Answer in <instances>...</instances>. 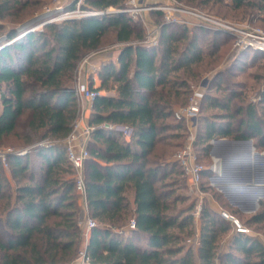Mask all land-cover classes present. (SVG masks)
<instances>
[{"label":"trees","instance_id":"trees-1","mask_svg":"<svg viewBox=\"0 0 264 264\" xmlns=\"http://www.w3.org/2000/svg\"><path fill=\"white\" fill-rule=\"evenodd\" d=\"M127 1L83 0L81 7L95 13L47 22L40 32H20L25 20L21 13L43 1L0 0V21H11L8 26L0 23V35L7 38L0 46V85L4 87L0 146L15 133L26 111L25 143L51 140L34 147L40 160L37 167L29 163L32 150L7 155L11 174L28 181L19 183L14 192L6 186L10 181L0 160V264H72L81 251L89 258L87 264H264L260 239L251 232H237L209 203L201 207L196 236V203L181 206L186 198L176 193V180L171 178L187 177L171 150L164 148L181 143L167 139L184 137L171 132L185 127L183 122L166 121H176L177 102H188L190 80L198 76L196 68L206 56L209 63L216 62L220 44L227 38L234 41V36L199 23L190 36L186 23L166 21L158 30L157 42L148 43L142 21L123 11ZM178 1L206 5L223 0ZM232 6L260 13L264 0H232ZM153 14L163 16L160 10ZM109 33L122 46L118 65L105 63L97 72L99 84L92 76L88 84L99 95L88 119L93 130L84 162L87 209L102 225L92 227L85 239L66 140L79 117L78 63L98 50ZM207 39L212 43L208 50L202 43ZM234 53L231 62L214 72L204 86L195 139L201 160L209 157L212 140L222 137L252 140L256 150L264 149V88L258 92L257 103L243 101L233 109L237 98L244 99V92L227 84L230 76L264 57V52ZM113 89L115 95L101 92ZM107 123L128 125L132 133L124 136ZM211 164L210 155L200 186L204 192L214 188L209 181ZM132 218L134 229L127 228ZM249 222H264V199ZM229 232V250L219 254V240Z\"/></svg>","mask_w":264,"mask_h":264},{"label":"rangeland","instance_id":"rangeland-1","mask_svg":"<svg viewBox=\"0 0 264 264\" xmlns=\"http://www.w3.org/2000/svg\"><path fill=\"white\" fill-rule=\"evenodd\" d=\"M42 1L43 3H40L38 6L36 7L30 6L21 13L20 17L23 16L25 20L23 19L24 23L19 26L20 32H24L27 29H30L31 31L36 30V32H40L41 30L46 29L43 22L48 20L49 18H56L57 20L55 22H60L61 20L58 19L57 17L60 15V12L62 10L61 11L56 10V7L59 6L60 4L64 5L65 9L67 8L68 10H70L72 8H69V6H72L73 3L76 2V5L74 7L76 9L79 7V3L80 5L83 3V0H42ZM130 1L131 0L127 1L125 9L131 8L133 6ZM134 3L140 6V8L135 12H128V13L131 14L134 18L140 19L142 21L145 30L147 32V40L150 39L156 42L158 38V30L162 25V23L166 22V15L168 14V10L170 9L169 8L170 6L172 7L179 6L185 9V11H181V12L174 10H169V11H171L173 17L180 18L179 19L181 20L180 22L186 23L189 26L190 36L192 34L191 28L194 27L196 24H198L197 21L200 18H197L189 11H196L198 13L216 17L232 24H249L251 26L260 27L264 29V11H261L260 13H256V12H252V10H249L247 12L244 9H236L232 6V0H223L220 3L211 2L206 5L185 3L184 1L181 2L178 0H134ZM154 6L155 7L165 6V8L149 9L150 7H154ZM33 9L35 10L34 11L35 13L32 12ZM155 10L162 11L163 16L159 18L156 15H154L153 11ZM3 22L6 26H8L11 21L10 19H6L5 21H0V23ZM6 40H7L6 36L2 35L1 33L0 46L2 43L7 42ZM234 41H231L230 39L227 38V40L224 41L225 43L223 42L222 44H220L216 55V59H217L216 62L212 61L211 63H209L208 61L209 58L207 56L205 57V61L196 68V71L198 72V76L195 79L190 80V89L192 88V86L194 87L199 86L201 82H203L204 84L207 83L214 72H216L220 68L224 69L231 62V60L235 55ZM202 43L206 50H208L212 46V43H210L209 39L205 40ZM121 46L122 45L120 43L116 42L113 33L107 34L104 38L103 45L98 50L91 51L85 54L79 61L77 67V78H78L77 83H79L80 81H84L89 84L91 76L98 81L99 79L97 75L90 72L89 70H92L93 66L97 65L96 63L99 64V62H101L103 58H107L111 56L116 50L117 51L120 50ZM85 69H87L89 73L88 72L86 73ZM131 73H133L132 66H131ZM258 74L264 76V57H258L253 63L246 65V67L242 69L239 72V74L230 76V78L228 77L229 78L227 83L229 84L228 88L235 87L238 90L241 91L243 90L244 92V99H241L242 101H240V99L237 98L235 100L236 103L233 109L236 107L237 104L243 101H245L244 103L258 102V92H260V90L264 88V77L258 78L257 77ZM180 75L181 76L183 75L181 71H179V76ZM113 90H109V91L101 90V92L110 94V93H114ZM2 92H4V87L0 85V110L2 107V99H1ZM216 94H221V93L216 92ZM183 105L184 104H182V100H180L174 106V110L180 108ZM77 107L79 109V117H78L79 119L77 118L78 121L76 120L77 123L76 125L74 124L73 127L74 129L73 134L76 135V139L75 141H73V145L78 147L85 146L88 149V138L90 134H86L84 128H86L87 126L90 127L92 126L90 125V123H88V119L93 110V100H88L86 98H83L82 96H79L77 97ZM211 112H212L211 110H205L203 113L211 114ZM28 116H29L28 111H26V113L22 115V117L19 119L15 133L5 138L4 143L0 146V153L7 151L9 149L15 152L24 149H28L29 151L32 150V152L30 153L31 156L29 163L31 166L37 167L40 163V160L39 158L36 157V152L34 151V147L38 146L39 144H50L51 140H49L48 138H44V139H37L31 144L25 143L26 134L29 133ZM166 122L174 123L177 122V120L175 121L172 118H168ZM171 132H173V134H178V133L184 134V137L167 139V142L169 141L181 142L178 147H172V146L170 147L164 145L165 149L171 150L170 152L175 154L180 148H182V146L187 141V138L190 136L191 133L189 129L186 127V125L185 127L182 128L172 129ZM194 134L196 139V130H194ZM67 144L68 141L66 142V145ZM162 144L163 143L160 142L157 148H159V146H162ZM235 145L236 144L234 143H230L228 145L220 144L216 150L218 153L217 155L221 156L222 158H224V156L226 157V155L228 157L231 154L230 151H233V149L234 151L236 150L238 151V149L235 148L236 147ZM259 152H264V149L260 150ZM173 156L171 157V160ZM209 157L203 158L202 161L205 164L209 163ZM253 159L252 156H250L249 159H244V161H239V163H244L242 165L247 166V164L248 165L253 164L251 163L254 161ZM0 160L4 165L3 172L7 174L8 179L10 181L8 185L6 184V186H9L11 192H14L13 191V189H15L14 187H16L19 183L28 182L24 178L17 179L11 174V168L6 161L7 159L6 160L0 159ZM221 164L222 165L219 168V172L214 179V183L217 186H213L214 187L213 189L211 190L207 189L205 192L202 190L196 193L191 192L190 182L188 178H185L180 174H177L175 177H171L176 180V185H175L176 193L180 194L181 197L186 198L180 203V205L186 207L189 204H191L193 201H195L196 205L194 207L193 213H194V218H198L200 214L195 215L197 206L199 204H201L202 206L205 203H209V201H211L212 199L220 205L219 208H222V210L225 209L228 212H230L232 215L237 217L241 222V224L243 225V227L249 228L250 232L253 235H257V234L264 235V222H260L256 224L254 223L252 224L249 222V218L260 209V201L264 199V182H263L264 162L259 160L257 167L254 168L253 170L250 168L244 170L237 169V172H232V173H228L225 171L226 170L224 169L225 162L223 160H221ZM79 173L84 178V165L79 172L74 170L75 181L77 180V176L79 175ZM226 186H230L231 188L234 186L235 187L233 189L229 187L231 189L230 190L227 189ZM250 186H256L261 188L260 190L262 191V194L256 197L253 196L255 199V204L239 202L237 200L238 198L236 199L237 195L239 194H236V192H238L239 190H247V192L253 193L252 189L249 188ZM236 188L238 189V191L236 190ZM76 190L80 196V208H81L80 224L85 229V239H86L91 229L88 228V220L92 218L89 216L84 194H82L77 189V187ZM207 197H209V199ZM260 197L261 199H259ZM258 199H259V204L256 203ZM93 220L98 224V226L102 225V223L99 222L97 219H93ZM197 224L199 223L195 222V225ZM196 236H198V232ZM229 240H230V232L228 233V235L227 234L223 235L220 238L219 248H218L219 254H222L229 250ZM187 242L193 243L192 239H188ZM76 260L80 261L81 263V252Z\"/></svg>","mask_w":264,"mask_h":264},{"label":"built area","instance_id":"built-area-1","mask_svg":"<svg viewBox=\"0 0 264 264\" xmlns=\"http://www.w3.org/2000/svg\"><path fill=\"white\" fill-rule=\"evenodd\" d=\"M133 5L131 8L124 9L125 12H135L137 11L140 6L134 3V0L130 1ZM165 6H157V7H150L149 9H164ZM170 8V9H169ZM169 10L174 11H185L184 8L177 7V6H170ZM56 10L61 11L60 15L57 17L60 20L64 19H70V18H79L84 17L87 15H90L92 13H95V11H91L89 9H83L79 3V7L72 8L68 10L65 9L64 5H59L56 7ZM168 10V14L166 15V21L167 22H180V18H175L171 14V11ZM191 14L196 16L197 18H200L197 23L204 24L210 27H213L215 29H220L223 31H226L234 36V50L235 52H238L240 50H252V51H261L264 52V29L260 27H254L249 24H232L226 21H223L222 19L208 16L202 13H198L196 11H189ZM100 13H105L100 11ZM56 18H49L48 20L44 21L43 23L47 22H53L56 21ZM24 34V33H23ZM21 34V35H23ZM148 43L155 44L156 41L153 40H147ZM204 86L205 84L201 82L199 86H192L191 88V94L189 96L188 102L181 106L180 108L174 110V117L176 120L183 122L186 127L190 131V136L187 138V141L184 143L182 148H180L175 154H174V160L178 162V164L182 167V170L184 172V175L188 178L190 182V190L191 192H198L201 191V183H202V174L204 170L206 169L205 163L201 160L199 151L195 145V134L194 130H196L198 117L200 114L201 109V102L204 97ZM99 95V92L95 91L94 89L89 88L88 83L84 81H80L77 83L76 87V96H82L83 98H86L88 100H93ZM79 119V118H78ZM78 121V120H77ZM75 121V125L77 123ZM106 125V124H105ZM110 126V125H109ZM111 128H114L115 130L121 132L125 136H129L132 133V129L128 125L124 124H118V125H111ZM74 130V129H73ZM73 130L71 134L68 136L66 142L68 141L67 146V158L71 162V164L74 167V170L80 171L84 165L85 160L89 157V151L88 149L83 147H78L73 145V141L76 139V135L73 134ZM93 130V127L87 126L84 128V131L86 134H90V132ZM220 139H227L226 137H222L219 139H213L212 145L220 140ZM28 149L19 150V151H12L11 149L1 152L0 153V159L6 160V157L8 154L11 153H17L19 155H25L28 153ZM210 155H212V164L211 169L213 171V174L209 176V181L212 186H217L214 183L215 176H217L220 168V163L222 158L220 156H216L212 154V148L210 150ZM85 180L82 177V175L79 173L76 180V187L77 189L84 194V197L86 199L85 194ZM201 204L197 206V209L195 211V215L200 214L201 210ZM222 216L229 220L232 225L234 226L235 230L237 232L242 233H248L250 232L249 228L243 227L241 222L237 217L232 215L227 210L223 209L220 211ZM98 226V224L93 220H88V228H92ZM136 227V221L134 218H132L128 224V228L134 229ZM89 262V258L85 255L84 251H81V264H87Z\"/></svg>","mask_w":264,"mask_h":264},{"label":"crops","instance_id":"crops-1","mask_svg":"<svg viewBox=\"0 0 264 264\" xmlns=\"http://www.w3.org/2000/svg\"><path fill=\"white\" fill-rule=\"evenodd\" d=\"M118 55H119V50L117 51H115L111 56H109V57H107V58H103V60H101V62H99V64L98 63H96L97 65H94L93 66V69L92 70H89L90 72H92V73H94L95 75H97V72L101 69V67L105 64V63H108V62H111V61H114L117 65H118ZM89 69V68H88ZM89 71L87 70V69H85V72L87 73H89ZM93 74V75H94ZM95 81H96V83H95V85L96 84H99V80L97 81L96 79H95ZM114 91V93H110V95H115L116 94V90L114 89L113 90ZM111 126V125H110ZM113 126V125H112ZM125 136V135H124ZM228 139V138H227ZM229 140H234V139H229ZM253 142V141H252ZM222 145L224 144H226V145H228V144H230V143H227V142H223V143H221ZM236 147L235 148H237L238 149V151L236 150V151H234V149H233V151H230L231 152V154L227 157V155H226V157L224 156V158H222L221 156V158H222V160L225 162V164H224V169H226L225 171L226 172H228V173H232V172H237V169H240V170H244V169H247V168H250V169H254V168H256L257 167V165H258V162H259V160H261L262 162H263V158L262 157H260V156H254V155H252V154H250L249 153V148L247 147V146H242V145H235ZM249 150V151H248ZM255 151H257L256 149H255ZM259 152V151H258ZM250 156H252V159L254 160L253 162H251V163H253V164H250V165H248L247 164V166L245 165V166H243L242 164H244V163H239V161H244V159H249V157ZM211 157H212V155H211ZM236 164V165H235ZM221 163H220V167H221ZM224 171V172H225ZM222 187H225V186H222ZM230 186H226V188L227 189H230L229 188ZM235 187V186H234ZM249 188H251L252 189V191H253V193H250V192H247V190H239L238 192H236V194H239V195H237V197H236V199L239 201V202H243V203H248V204H255V199H254V197H256V196H260V194H262V191L260 190L261 188H259V187H256V186H250ZM231 189H233V187L231 188ZM230 189V190H231ZM230 190H228V191H230ZM235 192V191H234ZM231 193H233V192H231ZM254 196V197H253ZM208 199H209V197H207ZM209 205L214 209V210H217V211H221L222 210V208H219L220 207V205L216 202V201H214V200H212L211 199V201H209ZM195 222H197V223H199V224H197L196 226H197V229L200 227V218L198 217V218H195ZM127 228H128V225H127ZM198 232V231H197ZM257 238H259L260 239V241L264 244V235H261V234H257V235H255ZM72 264H81L80 263V261H78V260H76V261H74Z\"/></svg>","mask_w":264,"mask_h":264},{"label":"water","instance_id":"water-1","mask_svg":"<svg viewBox=\"0 0 264 264\" xmlns=\"http://www.w3.org/2000/svg\"><path fill=\"white\" fill-rule=\"evenodd\" d=\"M107 127H109V124L107 123L106 124ZM223 142H227V143H234L236 145H242V146H247L250 150V153L254 156H260L263 158V162H264V152H258V151H255V146L252 142V140H229V139H220L218 141H216L214 144H213V148H212V154L213 155H217V147L223 143ZM263 182H264V179H263ZM263 198V197H262ZM261 199V197L259 198ZM259 199L258 201L256 202L257 204H259Z\"/></svg>","mask_w":264,"mask_h":264},{"label":"bare ground","instance_id":"bare-ground-1","mask_svg":"<svg viewBox=\"0 0 264 264\" xmlns=\"http://www.w3.org/2000/svg\"><path fill=\"white\" fill-rule=\"evenodd\" d=\"M264 168V167H263ZM262 183V182H261ZM234 188V187H233ZM246 189V188H245ZM236 190L238 191V189L236 188Z\"/></svg>","mask_w":264,"mask_h":264}]
</instances>
